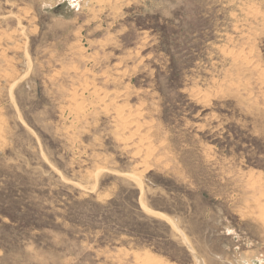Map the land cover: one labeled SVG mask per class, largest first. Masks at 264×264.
Wrapping results in <instances>:
<instances>
[{
  "label": "rangeland",
  "instance_id": "1",
  "mask_svg": "<svg viewBox=\"0 0 264 264\" xmlns=\"http://www.w3.org/2000/svg\"><path fill=\"white\" fill-rule=\"evenodd\" d=\"M0 264H264V0H0Z\"/></svg>",
  "mask_w": 264,
  "mask_h": 264
},
{
  "label": "trees",
  "instance_id": "2",
  "mask_svg": "<svg viewBox=\"0 0 264 264\" xmlns=\"http://www.w3.org/2000/svg\"><path fill=\"white\" fill-rule=\"evenodd\" d=\"M142 217H146V215L142 214ZM152 221H155V220H152ZM149 224H147V222L145 221H142L141 222H136L134 223V231H135V234H142L143 232H145V230L147 229Z\"/></svg>",
  "mask_w": 264,
  "mask_h": 264
},
{
  "label": "bare ground",
  "instance_id": "3",
  "mask_svg": "<svg viewBox=\"0 0 264 264\" xmlns=\"http://www.w3.org/2000/svg\"><path fill=\"white\" fill-rule=\"evenodd\" d=\"M158 263V262H157ZM161 263V262H160Z\"/></svg>",
  "mask_w": 264,
  "mask_h": 264
}]
</instances>
